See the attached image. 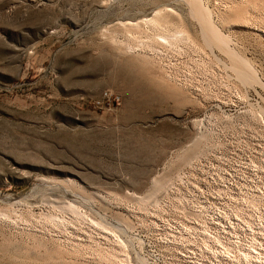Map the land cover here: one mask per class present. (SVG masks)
<instances>
[{
	"label": "rangeland",
	"instance_id": "1",
	"mask_svg": "<svg viewBox=\"0 0 264 264\" xmlns=\"http://www.w3.org/2000/svg\"><path fill=\"white\" fill-rule=\"evenodd\" d=\"M0 264H264V0H0Z\"/></svg>",
	"mask_w": 264,
	"mask_h": 264
},
{
	"label": "bare ground",
	"instance_id": "2",
	"mask_svg": "<svg viewBox=\"0 0 264 264\" xmlns=\"http://www.w3.org/2000/svg\"><path fill=\"white\" fill-rule=\"evenodd\" d=\"M193 1V0H192ZM194 3V2H193ZM193 3L191 2L190 4V7L192 6L193 7ZM197 3V2H196ZM199 4V3H198ZM195 5V4H194ZM194 9H193V11H194V13L196 14V15H198L199 16V18L201 19V22L202 23H204V26L202 27V23H201V27L204 29L203 30V32L205 33V37H207L208 39V41L209 42H211V43H214V44H217V46L218 47H221V46H219L218 44H223V43H225L224 41H226L225 39H224V41H223V39L220 37V35H218L217 34V32H216V30H214L211 26H209L208 24H207V22H209V21H203V18H204V16H205V14H204V10L205 9H203V11H201V8L199 9V7L198 6H194L193 7ZM206 11V10H205ZM161 12L159 11V12H156V13H154V15L151 17V18H145V20H144V18L142 19L143 21H146V22H150L149 24H154L156 27H158V28H161V29H163V30H165V27H167L169 24H171V23H168V21H161V20H159V17L161 18V17H163L164 16V14L163 15H161L160 14ZM193 13V12H192ZM193 13V14H194ZM167 16V15H166ZM169 16V15H168ZM170 20V19H169ZM207 20V19H206ZM138 23V22H137ZM137 23H134L135 25L137 24ZM138 25V24H137ZM146 25H148V24H146ZM174 24H172V26H173ZM133 26V25H132ZM142 26V25H141ZM139 27V26H138ZM174 27V26H173ZM179 27V26H178ZM153 28H154V26H153ZM170 28H172V27H170ZM168 29V28H167ZM173 29H174V31H173ZM172 29V32L171 33H164V31L163 32H161V33H157V32H155V33H157L156 34V36H157V41H159V42H164V43H168V44H171V46H172V44H174V43H176L177 44V42L179 41V40H181L183 37L181 36V29H180V27H179V30H177V29H175V27ZM216 29V28H215ZM157 30V29H156ZM183 30V29H182ZM153 31V30H152ZM160 32V31H159ZM155 33H154V37H151V38H154L155 40H156V36H155ZM184 34H186V32L184 33ZM150 35V34H149ZM149 35H147V36H149ZM150 36H152V35H150ZM138 37V36H137ZM186 37V36H185ZM130 38V37H129ZM146 38V37H145ZM187 38V37H186ZM147 39V38H146ZM153 39V40H154ZM134 40V39H133ZM143 40V39H142ZM145 40V39H144ZM151 40V44H153L154 45V43H153V40L152 39H150ZM150 40H149V44H150ZM155 40H154V42H155ZM183 40V39H182ZM187 40V39H186ZM189 40V39H188ZM191 40V39H190ZM206 40V39H205ZM134 42V41H133ZM146 42H148V41H146ZM161 42V43H162ZM187 42H189V41H187ZM191 42V41H190ZM138 43H139V41H138ZM143 44H144V42H142ZM142 43L140 42V46L142 45ZM158 43V42H157ZM160 43V44H161ZM164 43H162V44H164ZM179 43V42H178ZM182 43H184V42H182ZM126 44H127V42H126ZM136 44V43H135ZM135 44H132V45H134L133 47H135ZM167 44V45H168ZM176 44H174V45H176ZM137 45V44H136ZM147 45L148 44H145V47H147ZM152 45V46H153ZM225 45V44H224ZM139 46V47H140ZM151 46V45H150ZM149 46V47H150ZM157 46H158V44H157ZM170 46V45H169ZM177 46H179V45H177ZM127 47H128V45H127ZM138 47V48H139ZM144 47V48H145ZM165 47V46H164ZM136 48V47H135ZM141 48H142V46H141ZM140 48V49H141ZM158 48V50H159V52H160V49H159V47H157ZM182 48V47H181ZM222 48V47H221ZM126 49V48H125ZM129 49H131L130 47H129ZM147 49V48H146ZM145 49V50H146ZM150 49V48H149ZM127 51H129L128 50V48L126 49ZM133 50V49H132ZM151 50V49H150ZM135 51V50H134ZM130 52H132V51H130ZM154 52H157L158 53V51H155V49L153 48V53ZM155 54V53H154ZM160 54V53H159ZM235 57V56H234ZM145 58H146V56H145ZM145 63V62H144ZM152 63V62H151ZM234 64V63H233ZM128 65V64H127ZM236 66V65H235ZM133 67V66H132ZM239 67H240V65H239ZM237 68V67H236ZM245 68V67H244ZM238 69H240V68H238ZM246 69V68H245ZM248 69V68H247ZM132 70V69H131ZM250 70V69H249ZM166 71H167V69H166ZM248 72V71H247ZM247 72L244 70V69H242L241 71H240V73H241V75L244 77V79L246 78V80L248 81V79L249 78H247V76H248V74H247ZM170 73V72H169ZM165 74V73H164ZM238 74V73H237ZM167 76L169 75V74H166ZM165 76V75H164ZM167 76H165L166 78H167ZM170 76V75H169ZM251 76H253V75H251ZM129 77V76H128ZM170 78V80H171V77H169ZM168 78V79H169ZM132 79V78H131ZM132 81V80H131ZM173 81H174V79H173ZM246 81V82H247ZM252 81V80H251ZM250 80L248 81V82H251ZM138 86H139V84H138ZM140 87H142V85L140 86ZM139 87V88H140ZM142 88H144V87H142ZM166 88H168V86L166 87ZM141 89V88H140ZM174 89H175V87H174ZM168 90V89H167ZM171 90V91H170ZM170 90H168V91H166L165 92V94H168V95H178L177 94V92L175 93L174 91H173V89H171L170 88ZM143 91V90H142ZM141 91V92H142ZM179 91V90H178ZM181 93V92H180ZM182 95V94H181ZM206 137V136H205ZM204 135L202 136V135H200V136H196L194 139H193V141H192V143L189 145V147L190 148H188V152L190 153V154H194V156H195V154L198 152L197 150L200 148V146L202 145V143L201 142H203L204 140ZM188 145H186L187 147H188ZM183 151H184V149H183ZM204 152V151H203ZM188 153V154H189ZM201 153V152H200ZM184 154H185V152H184ZM186 154H187V152H186ZM184 156V155H183ZM189 156V155H188ZM196 156H197V154H196ZM182 157V156H181ZM184 158V157H183ZM193 158V157H192ZM190 159V158H189ZM192 160V159H191ZM182 161H187V159L185 158V159H183ZM183 164V163H182ZM166 178V177H165ZM160 179V178H159ZM166 179H168V178H166ZM165 179V180H166ZM164 180V179H163ZM156 182V181H155ZM160 183H158L157 185H155V187H154V190L151 192V194H153L154 193V191H158V189H159V187H162L161 186V183L163 182H161V181H159ZM163 184H164V182H163ZM166 184V183H165ZM163 186H165V185H163ZM151 190V189H150ZM149 190V191H150ZM161 190V189H160ZM149 193V192H148ZM147 195V194H146ZM153 197V196H152ZM141 198V197H140ZM141 200V199H140ZM142 201V200H141ZM142 202H144V201H142ZM68 203V202H67ZM74 204V203H73ZM143 204H145V203H143ZM69 205V204H68ZM70 205H72V204H70ZM75 205V204H74ZM64 207H65V205H64ZM72 207H74V206H72ZM61 208V207H60ZM63 208V207H62ZM65 209H66V207H65ZM73 209V208H72ZM75 209V208H74ZM77 209V208H76ZM68 210H70V209H68ZM12 211V210H11ZM78 211V210H77ZM48 212V211H47ZM50 213V212H49ZM73 213V212H72ZM74 213L76 214V213H78V212H76V211H74ZM45 214H48V213H46L45 212ZM44 214V215H45ZM51 214V213H50ZM77 215V214H76ZM48 216V215H47ZM49 216H51L52 217V215H49ZM49 216H48V218H49ZM79 216V215H78ZM50 217V218H51ZM54 218H55V216H53ZM60 219H62L61 217H60ZM56 220H58V219H56ZM93 222V221H92ZM98 224V223H97ZM125 225V224H124ZM38 240V239H37Z\"/></svg>",
	"mask_w": 264,
	"mask_h": 264
}]
</instances>
